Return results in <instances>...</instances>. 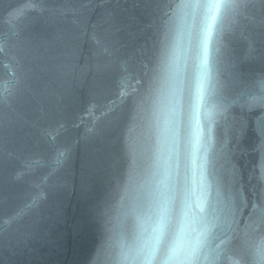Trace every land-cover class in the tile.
<instances>
[{"label": "water", "instance_id": "water-1", "mask_svg": "<svg viewBox=\"0 0 264 264\" xmlns=\"http://www.w3.org/2000/svg\"><path fill=\"white\" fill-rule=\"evenodd\" d=\"M178 2L0 0V264H92L98 248L140 264L121 246L145 241L137 217L158 195L172 89L200 51V17ZM214 44L220 95L239 103L212 124L204 207L232 227L213 229L197 264H261L242 240L264 236V104L240 94L264 76V0L229 12ZM200 120L207 143L203 108ZM180 151L177 190L183 115Z\"/></svg>", "mask_w": 264, "mask_h": 264}, {"label": "snow or ice", "instance_id": "snow-or-ice-1", "mask_svg": "<svg viewBox=\"0 0 264 264\" xmlns=\"http://www.w3.org/2000/svg\"><path fill=\"white\" fill-rule=\"evenodd\" d=\"M167 3L175 0H165ZM247 3V0H179L177 8L191 9L192 19L200 17L199 53L194 77L185 87L180 81L172 89V99L168 117L165 121L167 154L164 159L162 177L157 181V197L154 207L146 217H137L146 238L136 248L124 249L122 261H139L140 264H197L202 257L201 252L209 243V236L218 224L226 228L232 227V220L227 216L221 219L216 213L215 202L209 212L205 211L207 192L205 173L212 163L208 157L211 144L212 124L223 117L228 109L239 103V97L225 99L220 95L222 86L215 76V44L214 36L219 37L223 28L224 17ZM188 15V13H185ZM210 45H212V61L210 63ZM255 95H252V94ZM252 95V106L257 100L264 104V76L249 85V90L240 95ZM208 122V141L202 143L201 109ZM184 117V183L177 190L176 177L181 169V118ZM199 160V164H198ZM199 185V192L196 188ZM219 196V192H217ZM180 200L179 212L175 214L177 223V239L165 249V241L174 222L177 198ZM231 215V214H230ZM234 218V217H233ZM244 246L253 245L255 253L264 264V236L257 244L245 231L242 240ZM103 247V246H102ZM228 248L213 249L212 259L217 262L229 256ZM110 257L97 249L92 264H108Z\"/></svg>", "mask_w": 264, "mask_h": 264}]
</instances>
